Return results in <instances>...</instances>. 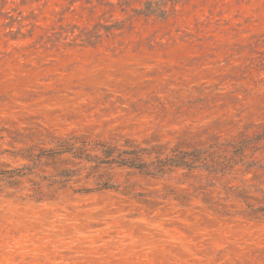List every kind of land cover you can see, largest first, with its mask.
<instances>
[{
    "label": "rangeland",
    "instance_id": "rangeland-1",
    "mask_svg": "<svg viewBox=\"0 0 264 264\" xmlns=\"http://www.w3.org/2000/svg\"><path fill=\"white\" fill-rule=\"evenodd\" d=\"M0 264H264V0H0Z\"/></svg>",
    "mask_w": 264,
    "mask_h": 264
},
{
    "label": "trees",
    "instance_id": "trees-1",
    "mask_svg": "<svg viewBox=\"0 0 264 264\" xmlns=\"http://www.w3.org/2000/svg\"><path fill=\"white\" fill-rule=\"evenodd\" d=\"M141 151H145L144 149H131L129 151H121V153L118 154L116 157H112L110 159L106 160H99L98 163H110V162H115L119 165H127L128 167H135V168H143L146 163H139L136 157V154ZM102 154L104 155L105 158L111 157V150H101ZM144 153V152H143ZM125 156H129L128 158ZM133 156V157H131ZM96 158V157H95ZM97 159V158H96ZM199 160H204L202 157L195 156L192 154V152H181L177 155H174L169 158H164V159H158L156 158V161L152 162L154 163V166L150 168L151 170L147 171H152L151 173H163V170L165 167H183L187 168L188 170H191L195 168L196 163L199 162ZM200 163L206 165L208 168L211 169V171H215L213 169V166H208L205 162L200 161ZM153 165V164H152ZM148 169V168H147ZM150 173V172H148Z\"/></svg>",
    "mask_w": 264,
    "mask_h": 264
}]
</instances>
